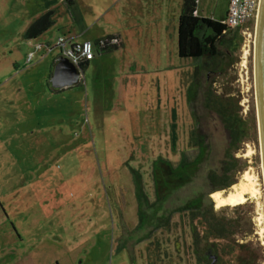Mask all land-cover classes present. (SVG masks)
<instances>
[{
	"label": "rangeland",
	"instance_id": "obj_1",
	"mask_svg": "<svg viewBox=\"0 0 264 264\" xmlns=\"http://www.w3.org/2000/svg\"><path fill=\"white\" fill-rule=\"evenodd\" d=\"M72 1L68 6L64 0H0V264H238V254L264 264V185L252 69L255 22L246 45L237 31L238 49L218 44L221 54L209 63L177 55L182 0ZM227 4L197 0V11L221 20ZM50 8L56 10L54 23L37 38L25 39L29 24ZM112 34L119 36V46L103 53L94 48L81 81L50 87L59 35L94 43ZM35 44L42 47L34 51ZM30 52L34 56L27 61ZM195 66L202 89L191 108L186 89ZM207 91L228 92L238 100L239 114L255 120L256 134L236 153L246 163L236 183L245 172L253 176L260 188L257 199L214 207L205 175L218 166L227 134L218 115L203 104ZM193 126L210 144L207 161L163 209L173 210L202 193L219 216L235 221L237 231L206 241L198 219L193 222L198 234H191L189 217L176 213L169 230L142 239L145 230L134 229L133 170L142 174L152 197V160L161 155L176 161L182 150L193 154L187 145ZM231 187L214 191L225 194ZM241 243L247 247L239 249ZM208 247L216 256L213 263L204 255Z\"/></svg>",
	"mask_w": 264,
	"mask_h": 264
},
{
	"label": "trees",
	"instance_id": "obj_2",
	"mask_svg": "<svg viewBox=\"0 0 264 264\" xmlns=\"http://www.w3.org/2000/svg\"><path fill=\"white\" fill-rule=\"evenodd\" d=\"M68 6L72 5V0H64ZM197 0H182L181 10L177 25V55L180 58L207 59L209 63H214L221 54L218 44L225 49H238L241 37L236 31H226L221 20L202 17L195 14ZM56 10L47 9L38 18L34 19L23 33L25 39L37 38L44 33L55 21ZM229 35V36H228ZM119 36L112 34L98 38L94 41V48L98 53L110 51L119 46L120 41L112 43L111 40ZM235 60H231L233 64ZM54 63L52 64L53 68ZM87 63L80 64L83 69ZM198 67L195 66L192 82L186 89L188 105L192 108L194 100L202 85L197 79ZM225 72V70H223ZM51 74V72H50ZM49 74V75H50ZM49 83V80H48ZM50 85V83H49ZM51 87V86H50ZM53 89V88H52ZM203 104L209 110L215 112L221 121L227 134V142L218 166L207 170L205 179L210 187V191L229 188L236 183L239 174L245 168V161L236 155L242 144L251 140L256 134L254 119L244 118L239 114L240 106L238 100L229 96L228 92L213 93L207 91L203 93ZM174 115V114H173ZM194 115V114H193ZM194 118L195 115H194ZM173 116L171 124V147L175 149L176 133ZM187 145L194 149L190 154L185 150L179 153L176 161L161 155L154 158L150 166V179L152 184V197H150L143 184L142 174L134 169L132 181L134 186V196L136 200L137 223L134 229L145 230L142 239L151 237L155 232L169 230L172 225L174 214L187 215L190 219L188 226L191 234H198L193 222L198 219L204 227L203 237L225 239L230 234L235 233V221L219 216L213 209L212 202H206L202 193L186 200L180 206L170 211H164L163 204L169 196L182 186L188 184L192 178L200 172L207 161L210 144L198 127H192L187 137ZM212 244H210L211 246ZM239 249H244L247 244H237ZM208 247L204 253L210 262L215 261L216 256L211 253ZM250 254H238V264H251ZM240 260V262H239ZM202 259L198 256V262Z\"/></svg>",
	"mask_w": 264,
	"mask_h": 264
},
{
	"label": "water",
	"instance_id": "obj_3",
	"mask_svg": "<svg viewBox=\"0 0 264 264\" xmlns=\"http://www.w3.org/2000/svg\"><path fill=\"white\" fill-rule=\"evenodd\" d=\"M253 81L255 88L257 131L260 148V163L264 185V0H259L253 31ZM82 70L70 61L56 56L49 77L53 89H61L78 83Z\"/></svg>",
	"mask_w": 264,
	"mask_h": 264
},
{
	"label": "built area",
	"instance_id": "obj_4",
	"mask_svg": "<svg viewBox=\"0 0 264 264\" xmlns=\"http://www.w3.org/2000/svg\"><path fill=\"white\" fill-rule=\"evenodd\" d=\"M258 6L259 0H228L226 13L221 20V23L225 26V32L240 31L245 42L246 36H251L249 25L256 22ZM118 41L116 38L111 40L112 43H117ZM243 45H246V42ZM41 47L42 44H35L34 51ZM55 47L58 49L59 56L66 58L77 68H80L82 63H88L95 56L92 42L76 41L65 35H59L56 38ZM46 49L49 50L50 48L47 46ZM33 56L34 52H30L26 60L31 61Z\"/></svg>",
	"mask_w": 264,
	"mask_h": 264
},
{
	"label": "bare ground",
	"instance_id": "obj_5",
	"mask_svg": "<svg viewBox=\"0 0 264 264\" xmlns=\"http://www.w3.org/2000/svg\"><path fill=\"white\" fill-rule=\"evenodd\" d=\"M260 188L253 176L245 172L239 182L234 183L225 194L221 191H214L210 194L215 208L224 206H236L247 202L248 199H257Z\"/></svg>",
	"mask_w": 264,
	"mask_h": 264
},
{
	"label": "crops",
	"instance_id": "obj_6",
	"mask_svg": "<svg viewBox=\"0 0 264 264\" xmlns=\"http://www.w3.org/2000/svg\"><path fill=\"white\" fill-rule=\"evenodd\" d=\"M195 14H198L199 15V13H198V11H197V9H196V12H195ZM222 20V19H221ZM72 38V37H71ZM75 40V39H74ZM77 41V40H76ZM84 41H90V40H84ZM80 42H83V41H80ZM95 57V56H94ZM94 57L92 58V59H94ZM91 59V60H92ZM90 61V60H89ZM89 61H88V63H89ZM53 63H54V61H53ZM88 63H87V65H88ZM80 81H81V79H80Z\"/></svg>",
	"mask_w": 264,
	"mask_h": 264
},
{
	"label": "flooded vegetation",
	"instance_id": "obj_7",
	"mask_svg": "<svg viewBox=\"0 0 264 264\" xmlns=\"http://www.w3.org/2000/svg\"><path fill=\"white\" fill-rule=\"evenodd\" d=\"M214 192V191H213Z\"/></svg>",
	"mask_w": 264,
	"mask_h": 264
}]
</instances>
